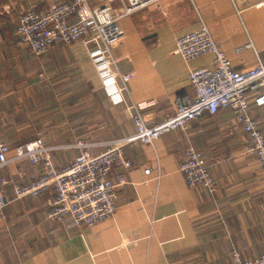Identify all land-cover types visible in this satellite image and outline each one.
Segmentation results:
<instances>
[{"label": "crops", "instance_id": "1", "mask_svg": "<svg viewBox=\"0 0 264 264\" xmlns=\"http://www.w3.org/2000/svg\"><path fill=\"white\" fill-rule=\"evenodd\" d=\"M262 1L158 0L121 18L123 36L110 53L118 71L132 76L114 100L98 76L90 54L96 44L89 38L54 44L41 56L19 42V13L44 9L52 0H0V139L11 148L36 137L53 145L100 144L135 130L134 108L147 124L160 122L172 113L175 95L192 96L189 69L212 66L210 54L183 60L174 38L203 23L232 68L246 70L264 61ZM109 3L117 13L126 0ZM116 84L123 86L119 79ZM263 91L248 95L264 134V105L253 101ZM246 141L234 112L219 108L152 143L124 146L130 167H113L107 177L116 183L123 175L128 182L117 188L114 214L92 225L48 219V194L16 198L13 186L37 178L41 169L13 160L0 168L7 181L0 264H232L231 248L255 257L264 252V180L256 158L244 151ZM187 146L202 152L215 192L186 184L179 163ZM103 149L91 147L94 153ZM79 152L58 148L51 160L63 166Z\"/></svg>", "mask_w": 264, "mask_h": 264}, {"label": "built area", "instance_id": "2", "mask_svg": "<svg viewBox=\"0 0 264 264\" xmlns=\"http://www.w3.org/2000/svg\"><path fill=\"white\" fill-rule=\"evenodd\" d=\"M107 0L92 6L89 0H52L44 9L29 8L21 11L15 26L20 43L25 44L34 56H41L54 44H70L80 38H89L96 44L90 53L98 76L108 95L116 100L125 83L131 79L130 72L120 73L111 47L123 36L119 20L140 8L158 0H126L117 13ZM264 4V0L260 5ZM174 52L189 61L210 54L212 66H196L188 71L192 96L177 94L173 99V111L160 122L147 124L134 108L131 119L135 130L126 136L92 143L77 140L74 143L53 145L41 137L33 138L11 148L0 139V168L17 159H25L38 166L41 174L30 181L13 186L16 198L37 197L48 194L46 217L59 221L70 217L76 224L92 225L112 216L117 207V188L128 181L121 175L116 183L107 175L113 167L128 169L131 161L124 155V146L133 143H152L160 135L176 128H184L203 113H215L219 108H230L247 136L245 153L254 156L264 180V134L249 110V90L258 92L264 86V61H258L246 70H235L225 52L216 44L205 24L183 32L174 38ZM116 79L123 86H117ZM253 101L264 105V91ZM133 107V106H132ZM102 145L101 152L91 147ZM80 149L71 162L55 166L51 152L58 148ZM13 150L12 155H8ZM179 170L189 187H204L215 192V185L201 151L187 146ZM150 169L144 168L149 174ZM0 178V214L7 204ZM232 264H264V252L255 257H242L236 248L229 252Z\"/></svg>", "mask_w": 264, "mask_h": 264}]
</instances>
